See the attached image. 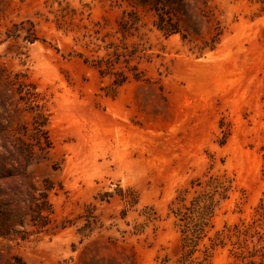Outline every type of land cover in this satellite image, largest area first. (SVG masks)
Returning <instances> with one entry per match:
<instances>
[{
	"label": "rangeland",
	"instance_id": "374dc122",
	"mask_svg": "<svg viewBox=\"0 0 264 264\" xmlns=\"http://www.w3.org/2000/svg\"><path fill=\"white\" fill-rule=\"evenodd\" d=\"M0 264H264V0H0Z\"/></svg>",
	"mask_w": 264,
	"mask_h": 264
}]
</instances>
